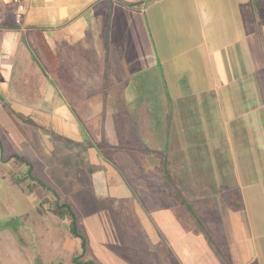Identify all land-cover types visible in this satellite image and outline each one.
I'll list each match as a JSON object with an SVG mask.
<instances>
[{
    "label": "rangeland",
    "instance_id": "1",
    "mask_svg": "<svg viewBox=\"0 0 264 264\" xmlns=\"http://www.w3.org/2000/svg\"><path fill=\"white\" fill-rule=\"evenodd\" d=\"M221 3L223 9H230V20L237 18L233 23H242L250 38L246 56H254L255 65L247 67L245 84L240 79L220 84L226 128L215 131L230 140L231 151L227 155L223 143L218 148L229 178V184L222 185L226 190L218 194L207 193L210 171L205 145L187 97L160 96L152 81L155 89L147 91L150 95L133 103L147 104L157 120L154 126L161 136L156 145H160L150 151L130 117V101L115 96L116 102L109 103L108 93L118 92L111 79L115 75L108 59L98 58L103 53L95 52L92 41L83 46L81 35L73 33L78 40L69 47L31 45L19 34L20 26L27 27L19 18L12 31H17L21 45L8 47L16 55L15 63L0 64L6 79L0 81V264H75L73 258L81 254L80 240L70 233L68 220L54 214L57 204L75 213L92 251L88 258L102 264H219L206 252L211 251L207 236L194 221L218 238L216 243L224 248L220 254L232 249L238 262L243 255L253 257V244H257L264 262L260 248L264 239L257 233L264 230V4L262 0ZM74 28L79 33L81 25ZM24 32L28 39L29 31ZM126 51L120 50L119 78L135 73L140 80L147 78L136 64L139 58L141 66L143 57L147 67L156 61V51L150 49L149 55L145 49ZM249 103L255 108V120L254 114L244 112ZM72 126L82 131L79 137L67 135L65 129ZM202 135L206 140L210 137L208 132ZM92 149L107 164L94 161ZM216 157H209L210 170L217 168ZM117 159L126 162L129 172L139 171L146 184L147 191L134 194L131 204H120L103 186L95 187L100 177L110 181L106 168H118ZM145 217L159 237L153 247H166L165 257L156 250L148 254L138 243L132 219L141 222ZM141 232L143 236L145 231Z\"/></svg>",
    "mask_w": 264,
    "mask_h": 264
},
{
    "label": "crops",
    "instance_id": "2",
    "mask_svg": "<svg viewBox=\"0 0 264 264\" xmlns=\"http://www.w3.org/2000/svg\"><path fill=\"white\" fill-rule=\"evenodd\" d=\"M262 1L264 4V0ZM221 2L222 0H0V64L4 62L3 60L15 63L16 55L10 54L8 47L21 45L16 37L17 31H12V28H16L19 18L27 25L24 28L19 27V34L25 35L31 45L39 46L41 43L46 49H51L58 43L64 48L69 47V43L78 40L74 39L73 33L81 35L82 45L90 43L91 40L95 52L103 53L104 57L99 55L98 58L108 59L111 75H115V78L111 79L115 80L114 89L118 92L114 93L111 90L108 93V96L111 94L109 103L116 102L115 96L130 101L128 106L130 117L141 134V139L144 140L145 148L154 151L158 150L155 147L160 143L156 145V141L161 136L154 126L157 120L150 114L147 104L133 106V103L141 97L150 95L147 91L155 89L152 81H156L160 96L165 97L171 93L174 97H187L189 110L193 114L192 120L201 130V145L211 146V150L207 146L203 147L207 161L205 163L210 171V188L208 187L207 193L218 194L226 190L222 189V185L229 184V178L223 172L224 161L221 160V154L217 153L218 148L223 143L227 155L231 151L230 140L226 142V137H218L221 133L215 131L226 128L220 84L239 79L245 84L244 75L247 67L249 69L252 66L254 69L255 65L254 56L253 58L250 54L246 56V44L250 38L247 39L246 31L241 27L242 23L240 25L233 23L237 18L232 17L230 20L228 14L230 9H223L224 4ZM76 24L81 25L79 33L75 31ZM261 25L264 32V22ZM25 30L29 31L28 39ZM257 46H260L259 40ZM122 49L125 51L141 49L143 52L145 49L148 55L150 49L156 51V61H150L147 67H144L146 63H143V57L142 67L138 65L140 64L138 58L139 63L136 67L142 68L147 78L140 80L136 73L134 76L131 74L126 78H119V70L123 63L120 60L123 58L120 53ZM46 55L52 56L49 53ZM4 79L0 73V81ZM172 102L174 104V100ZM232 104L237 107L236 103ZM247 105L244 112L254 114L255 120V108L250 103ZM81 106L85 104L81 103ZM82 112L85 113L84 110H81ZM65 131L70 137H79L80 133L82 134V131L74 126L67 127ZM207 132L210 133L208 140L202 135ZM91 154L94 161L107 164L96 149H92ZM211 155L219 158L215 159H218L217 168L210 170ZM121 160L117 159V162L126 177L121 175L119 167L107 165L110 181L105 183L100 177L95 187L99 189L103 186V189L109 191L120 204H131L134 194L147 191L146 184L144 185L143 176L139 171L129 172V166L125 164L126 162L120 164ZM132 221L136 239L139 244L141 242L140 246L148 251V254L156 250L165 257L169 253L164 246L156 249L153 247L159 237L148 218H142L141 222L133 219ZM141 231H145L143 236ZM257 233L264 239V230L259 229ZM253 239L256 241V237ZM261 242L260 248L263 250L264 240ZM239 247L244 251L243 245ZM226 249L224 254L226 253L229 263L233 264V261L236 262L234 252L232 249L228 251ZM257 249H259L257 244H253V257L250 254L246 259L243 255L240 261L236 258L238 260L236 264H264L259 259L260 253ZM210 250L212 252L208 250L206 252L210 256L213 254L212 259L216 257L219 264H224L218 255Z\"/></svg>",
    "mask_w": 264,
    "mask_h": 264
},
{
    "label": "trees",
    "instance_id": "3",
    "mask_svg": "<svg viewBox=\"0 0 264 264\" xmlns=\"http://www.w3.org/2000/svg\"><path fill=\"white\" fill-rule=\"evenodd\" d=\"M150 151H154V150H150ZM18 159V158H16ZM21 162V161H19ZM188 205V204H187ZM236 206V204H231V207ZM38 210H42V208L38 207ZM54 214H56L60 219L62 220H68V226L70 229V233L72 234V236L74 238H78L80 240V245H81V254L79 256H76L73 258L75 264H102L99 260H97L94 257H90L92 256V251L87 243L86 238L84 237V235H82L79 231L78 228V224H77V217L75 215V213L70 209L69 206L65 205V204H57L56 208L53 210ZM199 212V211H197ZM194 223L198 226L199 232L202 231L206 236V242L208 243L209 247L218 255V257L220 258V260H222V262L224 264H230L227 258V261L223 259L224 254H220L219 251L221 249H224L223 247L220 248L218 246L217 239L216 237H214V233L209 231V229L207 228V232L206 230H201L199 224H197L195 221ZM220 236V235H219Z\"/></svg>",
    "mask_w": 264,
    "mask_h": 264
}]
</instances>
